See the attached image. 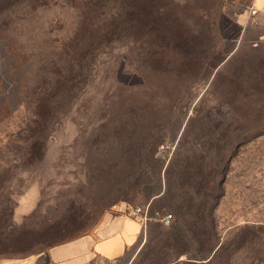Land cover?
<instances>
[{"label": "rangeland", "instance_id": "374dc122", "mask_svg": "<svg viewBox=\"0 0 264 264\" xmlns=\"http://www.w3.org/2000/svg\"><path fill=\"white\" fill-rule=\"evenodd\" d=\"M253 2L0 0V264H46L52 246L132 207L180 217L193 193L173 182V202L152 201L129 184L169 163L212 168L219 154L212 222L225 248L210 264H264V12ZM169 226L141 223L123 256L87 264H162L152 237Z\"/></svg>", "mask_w": 264, "mask_h": 264}, {"label": "trees", "instance_id": "16d2710c", "mask_svg": "<svg viewBox=\"0 0 264 264\" xmlns=\"http://www.w3.org/2000/svg\"><path fill=\"white\" fill-rule=\"evenodd\" d=\"M224 59L225 57L220 59L217 65H220ZM251 62L252 59L247 61V63ZM225 163H227L226 156L219 154L217 165L212 168H185L176 171L169 163L164 171V177L161 174L162 169L152 171L147 177L141 171L134 177L133 183L129 184L128 188L130 190L134 189L144 197L152 199V201L162 199L168 194L171 195L173 182L176 184L174 188L179 187L182 194L193 193L187 200L177 204L178 212L181 209L180 217L175 218L173 215L174 218L169 224V228L159 230L152 237V240H158V245L152 246L154 248L152 249L151 262L181 264L180 257L186 255L190 259L188 261L190 263L197 264L202 260H207L206 263L210 264L215 257L217 258L220 250L225 248V242L221 241L216 224L212 222L213 209L216 205L214 201L216 188L219 176L224 171ZM163 178L166 187L162 191ZM194 194H197L200 201L195 200ZM174 197L175 195H171L172 202L175 199ZM162 208L154 209L150 204L151 211ZM187 216H192L193 218L188 221L186 219ZM250 227L252 226L245 225V228ZM147 242L151 243V239ZM147 242L146 245L148 244ZM192 244H196L198 247H190Z\"/></svg>", "mask_w": 264, "mask_h": 264}, {"label": "crops", "instance_id": "0c3cea01", "mask_svg": "<svg viewBox=\"0 0 264 264\" xmlns=\"http://www.w3.org/2000/svg\"><path fill=\"white\" fill-rule=\"evenodd\" d=\"M253 8L264 12V0H254ZM130 216H106L96 233L52 246L47 264H87L99 256L108 259L123 256L142 233L140 218Z\"/></svg>", "mask_w": 264, "mask_h": 264}, {"label": "built area", "instance_id": "2783aa9c", "mask_svg": "<svg viewBox=\"0 0 264 264\" xmlns=\"http://www.w3.org/2000/svg\"><path fill=\"white\" fill-rule=\"evenodd\" d=\"M130 215L134 217H139L143 227L147 225V222L156 220L164 225H169L174 216L171 212L166 210L165 208L157 209L151 211L150 204L146 206H136L131 208Z\"/></svg>", "mask_w": 264, "mask_h": 264}, {"label": "water", "instance_id": "95a60500", "mask_svg": "<svg viewBox=\"0 0 264 264\" xmlns=\"http://www.w3.org/2000/svg\"><path fill=\"white\" fill-rule=\"evenodd\" d=\"M47 254H48V253H47ZM47 256H48V255H47ZM49 262H50V260H49V258L47 257V261H46V264H47V263H49Z\"/></svg>", "mask_w": 264, "mask_h": 264}]
</instances>
